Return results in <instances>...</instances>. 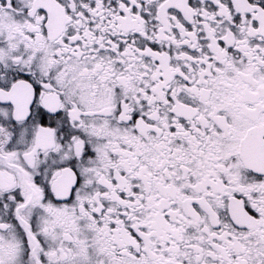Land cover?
<instances>
[{
	"label": "snow or ice",
	"instance_id": "6c2138e0",
	"mask_svg": "<svg viewBox=\"0 0 264 264\" xmlns=\"http://www.w3.org/2000/svg\"><path fill=\"white\" fill-rule=\"evenodd\" d=\"M0 264H264V0H0Z\"/></svg>",
	"mask_w": 264,
	"mask_h": 264
}]
</instances>
